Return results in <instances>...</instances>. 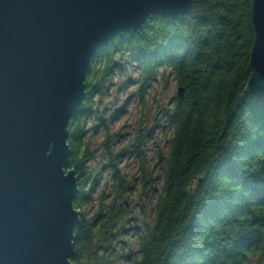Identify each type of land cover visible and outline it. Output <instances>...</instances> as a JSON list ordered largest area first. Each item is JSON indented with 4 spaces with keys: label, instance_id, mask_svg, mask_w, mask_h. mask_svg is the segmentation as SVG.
<instances>
[{
    "label": "trees",
    "instance_id": "trees-1",
    "mask_svg": "<svg viewBox=\"0 0 264 264\" xmlns=\"http://www.w3.org/2000/svg\"><path fill=\"white\" fill-rule=\"evenodd\" d=\"M252 3L194 0L189 13L150 15L142 28L122 31L97 50L86 97L69 123L68 168L78 176L77 209L92 201L97 185L88 170L93 151L86 121H95L94 98L103 97L115 72L132 65L144 96L168 69L184 95L162 109L172 137L167 155L159 156L162 182L152 217L135 227L137 256L116 252L130 221L125 197L133 191L116 161L138 146L130 142L107 156L112 192L100 193L92 217L82 213L74 262L109 264L126 257L132 264H264V90L246 89L255 40ZM137 152L139 194L147 200L156 191L154 175Z\"/></svg>",
    "mask_w": 264,
    "mask_h": 264
},
{
    "label": "water",
    "instance_id": "water-1",
    "mask_svg": "<svg viewBox=\"0 0 264 264\" xmlns=\"http://www.w3.org/2000/svg\"><path fill=\"white\" fill-rule=\"evenodd\" d=\"M194 0H0V264H77L69 123L86 97L97 50L153 14L177 17ZM247 91L264 90V0ZM179 96L184 88L177 89Z\"/></svg>",
    "mask_w": 264,
    "mask_h": 264
},
{
    "label": "rangeland",
    "instance_id": "rangeland-1",
    "mask_svg": "<svg viewBox=\"0 0 264 264\" xmlns=\"http://www.w3.org/2000/svg\"><path fill=\"white\" fill-rule=\"evenodd\" d=\"M139 76L132 65H125L123 70L115 72L108 80L103 97L94 98L97 117L94 119L95 123L93 120L86 121L88 128L86 137L93 151L92 159L88 162V170L97 178V185L92 193V201L81 209L82 213H87V217H92L100 207V193L105 192L109 195L112 192L113 180L109 167L104 166L109 153L119 151L130 142L137 144L131 153L124 154L116 161L119 170L133 184L132 193L125 197L130 201L128 210L130 221L125 226L126 234L117 244L116 252L119 255L130 252L132 259L137 256L135 250L138 234L135 227L142 223L143 218L152 217L151 204L154 203L162 182L159 156L167 155L172 137V129L165 122L162 109L172 103L178 89L173 75L167 69L165 74H160L153 81L142 96L138 90ZM106 139L107 142L104 144ZM138 150L142 151L141 155L146 159L145 169L152 171L154 175L152 185H156V191L149 192L147 200L139 194L143 170ZM107 199L111 200V196ZM142 204L148 206L145 211L141 208ZM132 259L119 257L109 264H132Z\"/></svg>",
    "mask_w": 264,
    "mask_h": 264
}]
</instances>
